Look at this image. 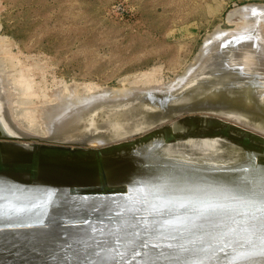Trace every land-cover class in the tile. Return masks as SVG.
Returning <instances> with one entry per match:
<instances>
[{
	"label": "bare ground",
	"instance_id": "obj_1",
	"mask_svg": "<svg viewBox=\"0 0 264 264\" xmlns=\"http://www.w3.org/2000/svg\"><path fill=\"white\" fill-rule=\"evenodd\" d=\"M221 38L209 42L208 46H215ZM234 41L240 46L233 47L237 48L236 53L241 46L245 47L243 51L248 50L238 51L248 69L244 63L238 69L234 59L231 62L227 58L228 61L236 64L234 67L240 73L253 70L249 63L255 61L260 73L250 63L251 67L264 76V51L256 46V39ZM211 54L199 53L195 65L191 64L196 69L189 66L178 82L174 79L151 88L139 86L96 92L92 91L93 84L88 83L89 94L85 96L87 91L80 95L78 85L61 84L46 98L25 107L26 114L22 117L31 119L26 124L18 118V108L21 103L27 104L39 96L35 82L28 79L27 68L21 69L18 75L0 74L3 81L0 83V89L3 87V95L0 94L2 210L10 204L19 206L23 203L21 197L29 195L31 199L27 202L31 204L55 201L65 213L71 209L82 216L90 215L88 211L92 209L88 208L94 207V202L105 197L120 198L127 192H119V188L110 191L100 185L101 180L110 185L128 186L131 194L139 195V200L149 205L147 215L157 212L176 215L169 223L179 226L174 233L168 232L172 234L162 237L166 246H159L156 245L158 233L153 231L156 224L151 225L150 231L144 227L114 230V223L108 221L91 228L87 223L76 226L73 222L63 227L62 219L54 214L33 224L3 218L0 220V264H221L225 260V264H264V257L256 249L237 252L225 246L224 251L205 256L209 243L218 244L242 235L250 225L259 233L264 225V138L260 140L256 136L264 137V77L248 76L249 72L244 77L243 72L241 75L233 68L230 75L234 74L232 69L238 74L231 78L214 79V69L210 75L206 73L210 72L208 68L206 76H202L208 66L202 67L203 71L199 66L206 64L207 56L213 57ZM215 56L219 55H214L216 59ZM214 61L210 60L219 69L228 67H224L223 60ZM221 62L223 67L219 65ZM200 70L201 78L193 80L192 76ZM176 89L180 91L175 92ZM64 97L70 100L66 107H63ZM54 101L60 106H50ZM120 101L127 102L119 112L115 106ZM101 103L111 104L107 114L104 112L106 117H111L107 121L119 116V120L116 118L119 122L110 127L108 122L104 123L107 126L103 129L91 127L95 131L89 134L82 124L85 120L94 126L101 122L98 118L96 121L99 116L96 111L104 106ZM95 106L94 112L91 109ZM87 112L93 115L86 116ZM45 118L50 122L49 128ZM33 121H38L41 130L56 140L39 138L31 129ZM149 130L152 133L140 137ZM68 139L77 141L70 144ZM119 141L123 143L114 144ZM19 171L26 176V182L51 187L40 193L13 194L10 188L20 186L11 179ZM86 227V232L80 231ZM147 233L152 235L146 236ZM178 239L183 240L179 242L181 249L161 254ZM230 255L234 256L231 261Z\"/></svg>",
	"mask_w": 264,
	"mask_h": 264
},
{
	"label": "rangeland",
	"instance_id": "obj_2",
	"mask_svg": "<svg viewBox=\"0 0 264 264\" xmlns=\"http://www.w3.org/2000/svg\"><path fill=\"white\" fill-rule=\"evenodd\" d=\"M261 31L264 34V0H0V74L8 72L10 76L13 74L18 75L21 69L27 68L28 79L35 82V89L39 92V96L27 104L21 103L18 108V114L20 115L18 118L21 119L23 124H26L31 119L22 117L23 114H26L25 107L34 105L35 102L46 98L55 88L64 83L71 86L78 85L76 87L79 94L82 95L83 92L87 91L89 84H93L92 91L116 92L123 89L138 88L139 86L152 87L164 82L174 81V79V82H178V78L183 73L185 75L191 67L195 68L193 65H195L194 62L198 54L204 52L209 53L210 56L213 53L212 58L209 55L207 56L211 62L216 60V63H219L218 60H223L225 64L221 62L219 65L223 64L224 67L228 66L230 69L228 67V71H226L227 68L226 70L225 68L219 69V66L211 63L208 59L205 62L207 65L202 64L205 61L204 59L201 63L203 66L199 67L201 70L206 66L208 67L204 68V71L202 70V76H206L205 71L208 68L207 70L210 72L206 73L211 75L213 72L212 77L214 79H217V77L221 80L231 78L234 74L240 73L235 68L237 67L236 64L239 65L238 69L242 68L243 65L246 66L243 57L238 53L248 52V50L243 51L245 47L242 48L241 46L242 50L239 51L241 49L239 48V52L236 53L235 49L240 46L236 45L234 40L241 42L243 38L256 39V46L264 51V35ZM223 35L224 38H221ZM218 38H221L219 39L220 44L216 41L218 44L215 43V46H208L209 42L211 44ZM232 40L235 43H230ZM231 44H233L232 47ZM231 49H234L233 52H231ZM216 53L221 57L223 55V59L219 56H215V59L214 55ZM222 53H226V55ZM224 55L225 57L229 56L225 58ZM232 56L233 58H229ZM237 57H239L238 61ZM227 58L231 62H233L232 59L236 60L233 62L236 64L233 65ZM209 62L212 69L209 67ZM192 63L193 65H191ZM250 63L260 73L257 62L253 64L251 61ZM250 63V69L253 70L251 72L247 70V66L244 67L247 68L245 69L246 72L241 71L244 77L249 72L250 74L247 73L248 76L254 74L253 77L258 75L263 78L262 74L255 72L256 70L251 67ZM196 67L199 68L197 65ZM231 68L237 70L238 73H235L232 69L234 74L230 75ZM213 69L214 71L211 72ZM215 69L217 70L215 71ZM201 70L198 71V74L196 73L197 76L195 74L194 77L192 76L193 80L198 76L201 78ZM223 70L226 72L225 74H223ZM216 72L217 74H215ZM200 80L197 82L200 83ZM0 83H3L1 78ZM2 88L0 94L3 95ZM182 88L183 86L179 89ZM180 90L176 89L175 92ZM87 94H89L88 91L83 95L86 96ZM65 99L66 97H64V101H66ZM68 101L63 103V107H66L65 104H68ZM56 102L60 103V101ZM121 102L124 101L116 102L119 105H114L118 107L119 112L127 101ZM116 103L112 102L111 104ZM101 104L100 106H105V104L106 106L100 107L101 110L97 111L96 106L91 109L99 113V116H103V118L95 116L96 121L101 119V122L95 121L94 126L91 122L85 120L84 124L86 125L82 124L89 129H86L89 134L95 131L97 127L101 129L104 126L106 127L107 125H104V123L108 122L109 126L107 127H110L112 123L115 125L119 122L117 121L119 116L114 119L115 122H113L114 120L107 121L110 116L106 117L104 112L107 114L106 112L111 109V104ZM53 105L60 106L55 104V101L50 104V106ZM117 109L115 108V110ZM93 111L91 112L93 113ZM91 112L90 115L87 112L86 116L94 114ZM115 115L117 116V113ZM34 121L31 129L39 135V138L56 140L51 138V134L46 135L42 131L43 129L40 128L38 121ZM48 122L49 120L47 121L45 118L47 128L50 126V122L49 126ZM96 124H100L101 127ZM91 127H94L95 130ZM99 128L98 130H101ZM68 140L71 142L70 144H72V141L73 144L77 141V139ZM79 142H82V140ZM17 173L19 174L16 175L17 177L13 176L11 182L20 187L10 188L9 191L13 194L40 193L45 188L51 187L50 185L28 183L26 182V176L21 174V171ZM122 188L124 190H119V192H127L120 198L105 197V199L101 198L94 202V207L88 208L92 209L88 211L90 215L82 216L79 215L81 213H76L75 210L72 211L71 209L65 213L62 206L55 201L51 204H31L27 202L31 198L29 195H25L21 197L23 203L19 206L10 204L3 210L0 208V220L3 218L26 220L29 224H33L38 223L35 222L38 219L48 218L54 214L62 219L63 223L61 224H63V227L66 225L71 226L73 222L76 226L87 223L91 228L92 225L108 221V223H114L112 224L114 230L119 229L118 227H126L131 230L144 227L145 229L149 228L150 231L152 229L151 225L156 224V229L153 230L158 233L157 236L159 237L156 239V245L166 246L167 243L164 242L165 240L162 237L172 234L168 232H173L174 229L179 227L172 226L169 223L176 218V215H160L162 213L158 212L155 215H147L146 213L150 212V210H147L149 205L139 200V195L131 194L129 192L131 188H128V186ZM164 220L168 222H159ZM122 221L126 222L119 224ZM87 230L86 227L80 231L86 232ZM148 235L152 234L147 233L146 236ZM137 238L133 237V239ZM180 241L183 240H174L169 248L161 254L181 249L183 246L180 245ZM206 255L207 253H205ZM233 255H230L231 259L229 261L232 260ZM226 262L227 260L221 262V264Z\"/></svg>",
	"mask_w": 264,
	"mask_h": 264
},
{
	"label": "snow or ice",
	"instance_id": "obj_3",
	"mask_svg": "<svg viewBox=\"0 0 264 264\" xmlns=\"http://www.w3.org/2000/svg\"><path fill=\"white\" fill-rule=\"evenodd\" d=\"M225 246L233 251H241L245 248L256 249L261 257H264V225L261 226L259 233L253 226L245 229L244 234L237 235L231 239H226L218 244L209 243L207 254L211 256L217 251H224Z\"/></svg>",
	"mask_w": 264,
	"mask_h": 264
},
{
	"label": "water",
	"instance_id": "obj_4",
	"mask_svg": "<svg viewBox=\"0 0 264 264\" xmlns=\"http://www.w3.org/2000/svg\"><path fill=\"white\" fill-rule=\"evenodd\" d=\"M152 131L153 130H149L148 132H146V133H144V134H142V135H140V137L141 136H143V135H145V134H148V133H152ZM154 133V132H153ZM260 134H258V135H256L258 138H260V140H261V138H264V137H262V136H259ZM256 137V138H257ZM262 141H264V140H262ZM121 143H123L122 141H119V142H116V143H114V144H121ZM111 145H113V144H110V145H108V146H111ZM42 146H45V145H42ZM100 185L101 186H103L104 185V187H107L110 191H115V189H120V190H122L123 188V186H119V185H115V184H106L105 183V181H104V183H102L101 182V180H100ZM97 189H100V188H97Z\"/></svg>",
	"mask_w": 264,
	"mask_h": 264
}]
</instances>
